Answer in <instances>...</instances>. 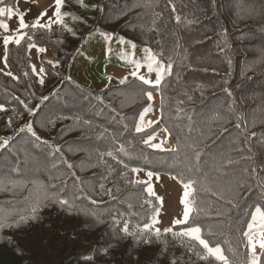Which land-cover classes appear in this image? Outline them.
<instances>
[{
  "label": "trees",
  "instance_id": "16d2710c",
  "mask_svg": "<svg viewBox=\"0 0 264 264\" xmlns=\"http://www.w3.org/2000/svg\"><path fill=\"white\" fill-rule=\"evenodd\" d=\"M67 1L63 25L29 27L31 41L26 35L5 50L0 264H222L202 259L205 250L186 237L161 231L146 243L122 232L125 223L133 232L151 223L161 209L147 184L136 183L134 167L192 181L191 217L173 231L199 226L228 264H247L243 233L255 208L264 210V0H87L81 11V0ZM97 33L150 49L171 64L170 74L159 88L131 75L102 91L78 84L73 59ZM29 43L60 61L41 58L43 84ZM146 91L160 94L161 118L137 132L151 105ZM162 129L174 149L143 142Z\"/></svg>",
  "mask_w": 264,
  "mask_h": 264
},
{
  "label": "rangeland",
  "instance_id": "374dc122",
  "mask_svg": "<svg viewBox=\"0 0 264 264\" xmlns=\"http://www.w3.org/2000/svg\"><path fill=\"white\" fill-rule=\"evenodd\" d=\"M69 1L72 2V0H68L67 3H69ZM100 2H102V0H100ZM86 5L87 0H83L82 2L80 1L77 4L78 11H81V7L84 8ZM17 10L22 13H27L25 16V22L29 25L34 22L36 17L41 12H47V16H45L41 21V23H45L49 17H53L54 19L53 13L55 11V0H19ZM0 19L5 20L9 24L8 32H5L4 29L0 28V71L4 74H7L9 72L11 73V71L8 65L5 66V47L3 44V37L5 35L13 34V30L18 27V17L14 16L9 20L5 16L1 17ZM56 25L60 26L61 24L53 23L51 29ZM87 29L88 27H85L82 30L84 35L86 34ZM108 48L111 49L110 55H106V50ZM45 49L46 51L42 53L39 52L37 48H32L29 50L32 71L33 66H35V72H33L38 77L39 82L41 78L43 80L45 78V72L40 73V69L43 68L41 58L46 62H49L52 66L60 65V61H58L55 53L47 48ZM74 49L75 47L71 50L74 51ZM145 49L147 48L135 46V49L133 50L131 45L128 43L112 41L104 34L97 33L96 35L88 38V43L83 50H78L77 55L73 59V70L70 76L78 84L89 87L96 91L109 89L119 81L125 79V77L131 75V72L135 70V65L127 61L132 59L143 61L146 57V53L144 51ZM133 51L135 53L134 56L132 55ZM121 53L126 54V58L124 60L120 59ZM159 62L164 64L165 67L168 66V64H165L161 61ZM139 74L155 80V72L149 74L146 67H142L139 71ZM168 74L170 73H166L165 76ZM152 97L153 98L150 105L152 111H150L145 116L144 129L149 127V121H152L153 125L161 118L159 109L161 96L159 93H153ZM154 144H160L161 147L159 149L161 150H170L175 148V142L172 136L168 130L165 131V129H162L156 135V141ZM136 179L138 181L149 182L146 171H140L139 173H136ZM150 183L155 193V197L158 196L162 198V203L159 202L161 204V209L158 216L159 223L154 225L153 231L155 228H159L161 231H163L166 228L173 227V221L175 219L183 217V204L181 203V200L183 198L184 189L182 184L178 183L174 178L166 175L154 174ZM257 252L259 253V248H257ZM262 260H264V257H262Z\"/></svg>",
  "mask_w": 264,
  "mask_h": 264
},
{
  "label": "snow or ice",
  "instance_id": "6c2138e0",
  "mask_svg": "<svg viewBox=\"0 0 264 264\" xmlns=\"http://www.w3.org/2000/svg\"><path fill=\"white\" fill-rule=\"evenodd\" d=\"M19 0H15V3L13 6H8L5 4V0H0V17H7V19H12L14 16L18 17V27L13 30L12 35H5L3 37V44L5 47V50H7L10 43L14 42L17 46L20 45L21 41L25 39V36H28V40H32V36L25 33V29H28L31 27L32 29H47L51 31V26L53 23L57 24H64V13H62L61 8L63 6L64 0H55V11L53 13V17H49L48 20L45 23H41V21L44 19L45 16H47V12H41L34 22L29 25L25 22V16L27 15L26 12H19L17 10ZM82 2V0H81ZM73 19H77L76 17H73ZM179 17H177V21H179ZM0 28L4 29L5 32L9 31V24L5 21L0 19ZM68 31H71V29H68ZM29 50L32 48H37L39 52H45L46 49L44 47H39L35 43H29L28 45ZM131 48L134 50L135 45L132 44ZM146 53V57L143 61L141 60H128L127 62L132 63L135 65V70L131 72V76L135 79H138L141 81L144 85L151 86L152 88H159L161 85L162 80L164 79V76L166 73H170L171 70V64H169L167 67L164 66V64L160 63L155 56L152 54L150 49L144 50ZM111 54V49L108 48L106 50V55ZM132 55L134 56L135 53L133 51ZM126 58L125 53H121L120 59L124 60ZM5 66H7V58L5 56ZM55 66V65H54ZM142 67H146L149 74H152L155 72V80H152L144 75H140L139 71ZM33 71L35 72V66H33ZM44 69H40V73H43ZM7 75H11V73H7ZM15 79V77H13ZM127 80V77H125L124 80H121V83H124ZM40 83L43 84V79H40ZM147 96L148 101L152 100V92L146 91L144 93ZM4 110L3 105H0V111ZM152 111L150 105L145 107L143 111L139 114V122L136 124V131L141 132L144 131V123H145V116ZM152 121L148 122V126L151 127ZM28 130L32 131L31 126H28ZM166 131V129H165ZM34 135V133H33ZM156 139V134L153 132L152 134H149L147 136V139H145L143 142L145 144H148L149 146L153 148H160V144H153L152 141ZM7 144V141L4 142ZM121 151H124L123 148L120 149ZM108 155H111V153H108ZM132 172L139 173L142 171L140 168H132ZM154 173L151 171L147 172V177L149 178V182L145 181H136V183H146L147 186L145 188V191L150 196H155V193L153 191L152 185L150 183L151 178L153 177ZM158 178V177H157ZM182 187L184 189L183 191V198L181 200V203L183 204V217L175 219L173 221V227H169L163 230L165 234L172 233L174 237H181V238H188L191 241L198 242L200 246L205 250L206 256H201L202 259H206L207 257H214L216 260L221 261L222 264H228L227 258L224 256L222 249L219 246L211 247L207 240L203 239L201 236V228L199 226H189L185 229H183L180 232H174L173 228L176 225H185L188 224L190 213L193 211V204L194 201H190L189 197L193 192V182H183ZM156 200L160 203H162L161 197H156ZM56 202L59 203L61 206L68 205L69 207H72L73 205L70 204L69 201L64 199H56ZM37 211V208L33 209V217L34 213ZM159 216V208L153 209V215L151 216V223H145L142 228L138 227L135 232L130 231L127 223H125L122 227V232L125 235H131L136 236L139 239H143L144 242L150 243L151 242V235H154L157 239L161 236V229L154 228V225L159 223L158 220ZM27 217H21V220H27ZM150 235H145L149 234ZM243 236L246 238L247 241V248H248V257H247V264H264V260H262V257H264V210H262L261 207L257 206L255 208V211L251 213V221L247 224V231L243 233ZM257 248H259V253L257 252Z\"/></svg>",
  "mask_w": 264,
  "mask_h": 264
}]
</instances>
